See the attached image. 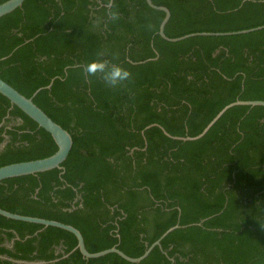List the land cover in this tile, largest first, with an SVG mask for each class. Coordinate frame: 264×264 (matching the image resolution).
I'll use <instances>...</instances> for the list:
<instances>
[{"label": "trees", "instance_id": "1", "mask_svg": "<svg viewBox=\"0 0 264 264\" xmlns=\"http://www.w3.org/2000/svg\"><path fill=\"white\" fill-rule=\"evenodd\" d=\"M152 1L170 9L169 37L264 24V0ZM164 16L146 0H25L0 16V77L28 97L41 88L34 102L73 138L62 169L2 180L0 207L75 226L90 252L132 257L180 225L132 263L85 258L72 232L0 214V264H264V106H232L202 137H172L198 135L237 99L264 100V28L171 42L158 33ZM94 60L130 76L111 86L85 71ZM0 146V166L57 150L1 93Z\"/></svg>", "mask_w": 264, "mask_h": 264}, {"label": "water", "instance_id": "2", "mask_svg": "<svg viewBox=\"0 0 264 264\" xmlns=\"http://www.w3.org/2000/svg\"><path fill=\"white\" fill-rule=\"evenodd\" d=\"M25 0H5L4 2L0 3V16L7 14L14 9L22 6L23 2ZM147 3L155 9L162 10L165 12V16L163 20L160 23L159 26V35L164 38L165 40L171 41V42H177L192 36L197 35H232V34H242V33H248L256 30H260L264 28L263 25L237 30V31H228V32H193L188 33L182 36L178 37H169L165 33V26L171 16L170 9L164 5H158L154 3L152 0H146ZM53 80L49 85L46 87L49 88L52 85ZM41 89V88H40ZM38 89L35 91V93L28 97L21 93L19 90H17L14 86H12L10 83H8L6 80L0 77V93L4 96H6L10 102L14 105H17L22 111H24L28 116H30L33 120H35L39 126L43 127L45 130H47L53 137L56 145L57 150L46 157L38 158V159H32V160H25V161H18L9 163L3 166H0V182L6 178L11 177H17V176H23V175H29V174H35L39 172H44L53 168H59L62 169L63 162L67 159L71 148L73 146V138L71 133L65 129L63 126H61L59 123L55 122L41 107H39L33 100V97L35 94L40 90ZM235 105H250V106H257L261 105L264 106V100L261 99H254V100H240L237 99L236 101H233L227 105H225L216 115L215 117L206 125V127L203 129L201 133L195 136H185V137H179V136H172L176 139H183V140H195L200 137H202L210 128L211 126L232 106ZM164 130V129H163ZM164 132L170 136V134L164 130ZM0 214L17 220L27 221V222H34L39 223L44 226H56L62 229H65L67 231L72 232L76 238H77V245L76 248L80 250L82 255L85 258H94V257H100L103 255H106L108 253H117L124 259L132 262V263H138L141 260H143L145 257L149 255V253L152 251V249L156 246H161L162 239L169 234L171 231H173L176 228H179L180 225L176 224L170 228H168L157 240H155L151 245H149L144 253L138 257H132L127 255L125 252L120 250L117 246H112L107 249H103L96 252H90L85 245L84 237L81 233V231L68 223H64L58 220L53 219H47L37 216H30V215H23L19 213H14L11 211H8L6 209H3L0 207ZM203 220L197 224H201ZM57 260V259H55ZM53 260V261H55ZM51 261V262H53ZM172 264L174 262V259L171 258ZM22 262V261H18Z\"/></svg>", "mask_w": 264, "mask_h": 264}, {"label": "clouds", "instance_id": "3", "mask_svg": "<svg viewBox=\"0 0 264 264\" xmlns=\"http://www.w3.org/2000/svg\"><path fill=\"white\" fill-rule=\"evenodd\" d=\"M85 71L89 75L101 74L105 82L111 86H116L127 80L130 72L127 68L119 64H108L107 61L94 60L87 64Z\"/></svg>", "mask_w": 264, "mask_h": 264}, {"label": "flooded vegetation", "instance_id": "4", "mask_svg": "<svg viewBox=\"0 0 264 264\" xmlns=\"http://www.w3.org/2000/svg\"><path fill=\"white\" fill-rule=\"evenodd\" d=\"M3 145V144H2ZM0 147H2V146H0ZM13 243H14V239H11L10 241H8V242H6V245L8 246V247H12L13 246ZM3 258H8L7 256H6V254H3V255H1ZM16 262H18V261H22V262H18V263H34V264H41V263H43L42 261L40 262V261H36V262H27V261H24V260H15Z\"/></svg>", "mask_w": 264, "mask_h": 264}]
</instances>
